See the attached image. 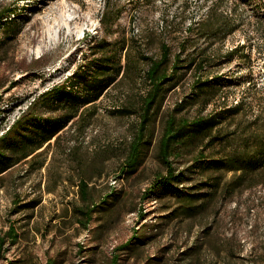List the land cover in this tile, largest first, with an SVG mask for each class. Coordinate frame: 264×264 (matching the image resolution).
I'll return each mask as SVG.
<instances>
[{
    "label": "rangeland",
    "instance_id": "obj_1",
    "mask_svg": "<svg viewBox=\"0 0 264 264\" xmlns=\"http://www.w3.org/2000/svg\"><path fill=\"white\" fill-rule=\"evenodd\" d=\"M112 1L121 12L114 24L105 27L100 16L106 0H0V9L15 6L24 13L12 37H4L0 29V99L7 90L5 97L24 91L39 69L51 63L78 65L90 53L94 38L121 39L126 46L121 57L126 71L92 105L95 113L89 122L63 129L59 142L41 156L45 155L42 166L26 172L27 163H17L0 178V240L4 237L0 264H111L115 255L117 264H264V181L249 185L264 180V164L248 168L238 185L234 182L239 170L221 167L194 173L189 185L198 186V180L220 184L213 191L210 183H203L204 207L192 216L169 215L163 206L172 204L173 198L165 193L140 197L164 169L157 155L161 124L189 91L193 71L165 97L154 139L133 173L120 169L123 147L138 115L112 111L127 102H140L147 87L142 54L159 55L161 43L172 52L184 47L182 56L203 50L211 61L204 72L212 80L221 76L222 88L205 105L191 102L182 112L206 115L224 101L241 104L219 126L227 141L204 152L252 151L255 140H264V0ZM235 45L238 51L229 57L227 50ZM109 144L118 149L108 152ZM77 156L89 174L88 186L96 201L108 192L118 196L116 202L98 209L87 225L74 214V206L83 203ZM181 160L190 163L191 154ZM31 199L37 200L34 206L15 209L17 203ZM10 223L18 232L13 243L4 234ZM129 239L130 245L121 247Z\"/></svg>",
    "mask_w": 264,
    "mask_h": 264
},
{
    "label": "trees",
    "instance_id": "obj_2",
    "mask_svg": "<svg viewBox=\"0 0 264 264\" xmlns=\"http://www.w3.org/2000/svg\"><path fill=\"white\" fill-rule=\"evenodd\" d=\"M120 12L121 6L117 2L106 0L100 16L101 23L105 27L114 24ZM23 14L18 13L15 6L0 9V29L4 37H12L17 32ZM1 44L0 38V46ZM125 49V41L121 39H92L89 43L90 53L84 54V60L78 63L67 82L41 93L12 126L0 135V178L17 163L26 162V172L42 166L45 155L41 156L50 145L59 142L61 132L58 131L69 119L74 117L70 125L83 121L86 125L89 122L95 113L92 105L96 99L105 94L126 71V63L121 60ZM184 49L179 47L178 51L172 52L168 44L161 43L159 55L142 54V58L147 61L143 72L147 87L140 102H127L124 106L112 109L113 112L124 115H138L132 135L123 147L124 161L120 169L122 172L133 173L142 163L154 139V125L161 113L165 97L181 83L189 70L193 71L189 91L174 104L172 111L167 113L161 124L157 155L164 169L153 176L140 195L142 199L161 197L164 193L172 196L173 203L163 206L172 216H192L202 210L205 195L200 189L205 181L211 184L213 191L218 189L219 180H198V186L189 185L194 173L201 174L207 169L221 167L239 170L240 174L234 182V185H238L248 168L256 169L264 164V140L261 139L255 140L256 145L252 151L233 148L224 152L219 148L216 152H204L218 141H227V134H220L219 126L225 116L237 111L241 104L224 101L221 108L206 115L184 114L182 110L187 104L199 101L203 106L222 88L221 76L216 75L212 80L210 74L204 72L206 62L211 61L203 54V50L182 56ZM236 51L238 45L227 50V54L231 57ZM53 136L54 140L50 141ZM116 149L118 146L115 144L107 146L110 153ZM186 153L191 154L190 163L181 160ZM76 159L79 164L77 184L83 203L74 206V214L80 224L87 225L98 209L106 207L109 201L116 202L118 196L108 192L96 201L88 186L89 174L85 166H82L81 157L77 156ZM259 181L264 180H253L249 185ZM36 203L37 200L34 199L19 202L15 209L26 204L34 206ZM143 214L141 210L140 215ZM4 234L10 238L11 243L17 240L18 232L12 223ZM134 237L138 238L137 232ZM0 241H4L3 236ZM130 243L131 239L121 247H128ZM117 256L115 255L111 264H117Z\"/></svg>",
    "mask_w": 264,
    "mask_h": 264
},
{
    "label": "bare ground",
    "instance_id": "obj_3",
    "mask_svg": "<svg viewBox=\"0 0 264 264\" xmlns=\"http://www.w3.org/2000/svg\"><path fill=\"white\" fill-rule=\"evenodd\" d=\"M95 28H98L95 26ZM93 28V29H95ZM52 30V29H51ZM56 28L51 31V37L53 39L56 37ZM96 30H94L95 33ZM84 34V33H83ZM39 49V46H37ZM68 63V62H67ZM77 65L75 64H66L61 67V64L50 66L44 73L42 77V86L39 89L36 87L35 80L29 84L28 88L24 91L19 92L18 94H13L7 97H2L0 99V120L6 119L7 112H13L16 108L23 105V110L17 112V115L8 120L5 125V128H0V135L7 131L12 124L30 107V105L36 100V98L43 92L51 89L53 86L66 83L67 80L72 76ZM39 74L37 75L36 80L38 79ZM31 98V99H30Z\"/></svg>",
    "mask_w": 264,
    "mask_h": 264
},
{
    "label": "built area",
    "instance_id": "obj_4",
    "mask_svg": "<svg viewBox=\"0 0 264 264\" xmlns=\"http://www.w3.org/2000/svg\"><path fill=\"white\" fill-rule=\"evenodd\" d=\"M57 62H53V63H57ZM51 64L47 65L46 67H44L42 69H39V77L37 80H35V84H36V87L38 88V92H39L40 87L43 85L42 84L43 73H44V71H46L50 67ZM75 65H77V62H75ZM7 91H5V96L7 95ZM22 110H23V105L16 108L13 112H7L6 119L0 120V128H5V125L8 122V120L13 119L17 115V112H20Z\"/></svg>",
    "mask_w": 264,
    "mask_h": 264
},
{
    "label": "crops",
    "instance_id": "obj_5",
    "mask_svg": "<svg viewBox=\"0 0 264 264\" xmlns=\"http://www.w3.org/2000/svg\"><path fill=\"white\" fill-rule=\"evenodd\" d=\"M101 96H102V95H101ZM101 96H100V97H101ZM100 97H99V98H100ZM99 98H98V99H99ZM98 99H96V101H97ZM73 118H74V117H73ZM73 118L69 119V120L67 121V123H66V124H65V125H64V126L58 131V132H61L63 129L67 128V127L70 125V123H71V121H72ZM54 137H55V136L51 137L49 140H50V141H53V140H54ZM43 146H44V145H43ZM43 146H42V147H43Z\"/></svg>",
    "mask_w": 264,
    "mask_h": 264
}]
</instances>
